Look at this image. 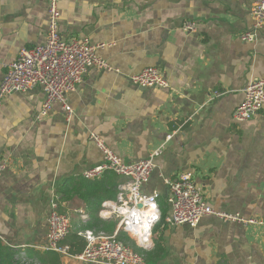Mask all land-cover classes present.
<instances>
[{
    "label": "crops",
    "instance_id": "obj_1",
    "mask_svg": "<svg viewBox=\"0 0 264 264\" xmlns=\"http://www.w3.org/2000/svg\"><path fill=\"white\" fill-rule=\"evenodd\" d=\"M50 0H0V82L7 63L22 48L46 40ZM251 0H60L64 38L105 43L97 54L113 70L92 67L68 93L70 121L56 103L41 120L40 86L3 98L0 115V240L21 262L44 264L51 203L69 216L70 232L86 244V229L117 234L141 251L145 264H264V225L205 215L196 227L170 225L169 181L191 171L215 211L264 219V106L250 120L234 113L244 88L264 78V25L254 41L241 34L255 29ZM196 31L183 30L184 21ZM156 66L168 88L142 87L131 76ZM215 91L219 97L211 99ZM96 131L126 162L146 158L162 145L156 167L142 190L159 194L162 217L152 246L142 247L100 215L117 198L125 177L106 171L83 173L104 161L91 141ZM168 136H171L167 139ZM113 228L112 232H109ZM72 255L80 253H72ZM59 264H95L56 252ZM100 264V263H96Z\"/></svg>",
    "mask_w": 264,
    "mask_h": 264
},
{
    "label": "built area",
    "instance_id": "obj_2",
    "mask_svg": "<svg viewBox=\"0 0 264 264\" xmlns=\"http://www.w3.org/2000/svg\"><path fill=\"white\" fill-rule=\"evenodd\" d=\"M251 15L254 19L253 30L241 34L244 41H254L256 30L264 25V0H251ZM60 0H50L46 40L33 48H22L19 56L7 63V71L0 82V115L3 98L15 91H25L40 86L45 99L37 114L41 120L48 116L53 105L58 103L70 121L74 109L68 102V93L73 91L92 67L113 70L107 61L97 54L105 43H92L88 37L66 39L60 31ZM183 30L196 31V23L184 21ZM131 81L142 87L158 86L168 88L169 81L163 71L156 66L144 68L131 76ZM221 95L215 91L210 96L215 99ZM264 106V78L255 79L244 88V98L236 107L234 118L245 122L253 118ZM89 137L104 153L103 163L87 169L83 175L88 179L100 177L106 171L125 177L118 184L117 198L102 204L100 215L114 217L121 231L129 233L139 246L151 247L154 226L162 219L159 204L160 195L143 192L145 184L156 167L155 159L162 153V145L146 158L128 163L115 153L105 142L102 135L90 131ZM171 136H168L169 139ZM8 167L6 160L0 162V176ZM168 202L170 213L166 217L170 225L186 224L196 227L205 215H216L223 220L243 224H263L264 219L246 218L240 213L215 211L205 200L202 189L197 185L191 171L181 172L169 181ZM48 234L45 250L63 255H71L89 263L100 264H145V255L122 241L118 235L102 230L86 229L80 232L85 239L84 249L77 254L70 253L64 242L70 232V218L58 209L56 200L51 203L47 217Z\"/></svg>",
    "mask_w": 264,
    "mask_h": 264
},
{
    "label": "trees",
    "instance_id": "obj_3",
    "mask_svg": "<svg viewBox=\"0 0 264 264\" xmlns=\"http://www.w3.org/2000/svg\"><path fill=\"white\" fill-rule=\"evenodd\" d=\"M163 220H165V215L163 214L162 217ZM113 228L109 230V232H112ZM71 252H81L84 247L85 243H83L81 240L75 239L74 243H71ZM15 252L11 251L8 247H5L3 243L0 240V264H34L32 262L26 263L21 262L20 260L16 259L14 257ZM54 256L51 258L50 261H43L44 264H59V258L56 252L53 254Z\"/></svg>",
    "mask_w": 264,
    "mask_h": 264
}]
</instances>
